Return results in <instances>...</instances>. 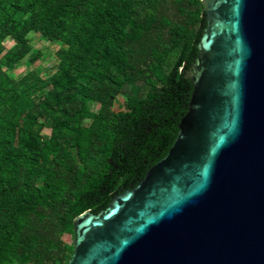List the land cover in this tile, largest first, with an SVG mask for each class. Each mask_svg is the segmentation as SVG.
<instances>
[{
    "label": "trees",
    "instance_id": "obj_1",
    "mask_svg": "<svg viewBox=\"0 0 264 264\" xmlns=\"http://www.w3.org/2000/svg\"><path fill=\"white\" fill-rule=\"evenodd\" d=\"M206 25L202 0H0V264L65 263L74 218L166 155Z\"/></svg>",
    "mask_w": 264,
    "mask_h": 264
},
{
    "label": "water",
    "instance_id": "obj_2",
    "mask_svg": "<svg viewBox=\"0 0 264 264\" xmlns=\"http://www.w3.org/2000/svg\"><path fill=\"white\" fill-rule=\"evenodd\" d=\"M187 111L166 155L73 220L63 264H264V0H202Z\"/></svg>",
    "mask_w": 264,
    "mask_h": 264
},
{
    "label": "rangeland",
    "instance_id": "obj_3",
    "mask_svg": "<svg viewBox=\"0 0 264 264\" xmlns=\"http://www.w3.org/2000/svg\"><path fill=\"white\" fill-rule=\"evenodd\" d=\"M30 36H31L30 39H31V43L33 47L40 49L44 54V57H42L41 59H38L35 62V64H40V65H43L44 67L50 66L54 62L52 56L58 47L57 44L43 40L37 33H34V34L30 33ZM5 44L8 47L12 44V41L6 40ZM26 69H27V65L22 64L15 70V73L22 74L26 71ZM123 100H124V97L122 95L118 96L117 104H115L116 110L123 108V105H119V104H123ZM62 238L65 242L71 243L73 241V234L66 233L63 235Z\"/></svg>",
    "mask_w": 264,
    "mask_h": 264
}]
</instances>
